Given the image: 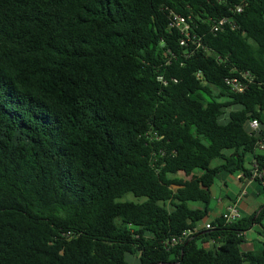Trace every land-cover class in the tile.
Returning <instances> with one entry per match:
<instances>
[{"label":"trees","instance_id":"16d2710c","mask_svg":"<svg viewBox=\"0 0 264 264\" xmlns=\"http://www.w3.org/2000/svg\"><path fill=\"white\" fill-rule=\"evenodd\" d=\"M263 136L264 0H0V264H264V205L163 244Z\"/></svg>","mask_w":264,"mask_h":264},{"label":"crops","instance_id":"0c3cea01","mask_svg":"<svg viewBox=\"0 0 264 264\" xmlns=\"http://www.w3.org/2000/svg\"><path fill=\"white\" fill-rule=\"evenodd\" d=\"M251 161L252 158L250 157V161L248 165H246L248 169H250ZM237 175V173H222L218 176V178H216L214 184L210 188L211 200L207 206L208 218L206 220H202L197 225V228L203 229L205 224H210L212 221L221 218L222 213L234 203H236L240 211L241 219L250 216H257L260 209L264 205V195L261 187L257 181L238 179ZM255 184H257L258 187L255 186ZM194 206L203 208V205L201 204H194ZM212 214L216 217L210 218L209 215ZM262 233L264 234V221H262L260 224H253L250 229L245 231L243 233V243L241 244L242 251L259 252L262 248L254 249L250 243L257 241V243L261 244L258 239L262 237ZM250 234L254 235L250 238H247V236ZM208 244L210 247H213L210 242H208Z\"/></svg>","mask_w":264,"mask_h":264},{"label":"built area","instance_id":"2783aa9c","mask_svg":"<svg viewBox=\"0 0 264 264\" xmlns=\"http://www.w3.org/2000/svg\"><path fill=\"white\" fill-rule=\"evenodd\" d=\"M246 0H241V2H244ZM242 9V6H237V12H240ZM227 22V19H221L212 24V31L217 32L219 31L223 25ZM171 26H174L180 30L181 33H186L187 29L189 28L188 24L186 23L185 19L181 16L174 15L172 17V23ZM181 45H185V40L181 39L180 41ZM252 78L248 73H240L239 78L237 77H226L224 80V83L226 86H228L233 93H242L247 88L248 84L251 83ZM258 121L253 119L250 120L248 123V127L251 131H255L258 129ZM264 149V136L262 140L259 142L258 146L256 147V150H262ZM250 175L248 177H245V175L242 172L237 173L238 179H247L248 181H258L260 186L264 188V173L259 171L258 169V163L256 160L252 159L250 164ZM222 221L224 225H231L235 223L236 221L241 219L240 211L236 205V203L230 205L225 212L221 215ZM211 226L209 223L204 225L203 229H210ZM199 231V228H188L182 231L180 234L176 236H172L171 238L164 241V246L166 248H172L178 245H181L182 243L188 241L194 234H196ZM211 244L214 243V241L210 242Z\"/></svg>","mask_w":264,"mask_h":264},{"label":"rangeland","instance_id":"374dc122","mask_svg":"<svg viewBox=\"0 0 264 264\" xmlns=\"http://www.w3.org/2000/svg\"><path fill=\"white\" fill-rule=\"evenodd\" d=\"M249 161H250V155H246V156H245V164L248 165ZM179 176H181V175H179ZM255 186L258 187L257 184H255ZM122 200H135V198H134L131 194H127V195H125V196L123 197ZM209 216H210V218H214V217H216V216H214L213 214H212V215H209ZM207 218H208V217L205 216L203 220H206ZM253 235H254V234H250V235L247 236V238H250V237H252ZM263 236H264V234L262 233V237H261L260 239H258V240L261 242V244L257 243V241H253L252 243H250V245H252L254 249H256V248L261 249V248L263 247V244H264V237H263ZM198 245L201 246V247H204L205 249H209V248H211L210 245H209L208 243H201V242H198ZM259 249H258V250H259ZM255 251H256V250H255ZM131 259H132V264H133L134 261H135V258H131Z\"/></svg>","mask_w":264,"mask_h":264}]
</instances>
